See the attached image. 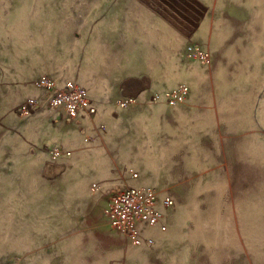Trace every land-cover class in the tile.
Wrapping results in <instances>:
<instances>
[{"label": "rangeland", "instance_id": "rangeland-1", "mask_svg": "<svg viewBox=\"0 0 264 264\" xmlns=\"http://www.w3.org/2000/svg\"><path fill=\"white\" fill-rule=\"evenodd\" d=\"M188 43L210 62L186 57ZM43 75L96 108L83 118L99 141L81 165L30 143L37 110L17 106ZM133 79L142 88L123 93ZM180 84L182 101H150ZM125 97L136 101L118 108ZM256 137L264 0H0V264H264V156L244 150ZM131 185L174 201L167 230L139 246L104 214Z\"/></svg>", "mask_w": 264, "mask_h": 264}, {"label": "built area", "instance_id": "built-area-1", "mask_svg": "<svg viewBox=\"0 0 264 264\" xmlns=\"http://www.w3.org/2000/svg\"><path fill=\"white\" fill-rule=\"evenodd\" d=\"M184 52L189 59L203 63H209L211 60V54L195 43H188ZM36 86L41 90L40 97H27L17 107L22 117L35 112L42 100L49 109L61 113L68 120L96 113L86 90L74 82L59 85L53 77L43 75L38 77ZM188 91L187 85L180 84L154 94L150 101L153 103L165 101L173 105L182 101ZM135 101L136 97H125L118 101L117 107L124 109ZM61 153L60 148L54 147L50 155L54 159ZM132 177L137 178V174L132 173ZM98 189L97 185L91 187L93 192ZM173 205L172 198L159 197L155 188L150 185H131L117 188L109 194L104 214L112 228L122 231L133 246H139L147 229H156L160 232L167 230V213Z\"/></svg>", "mask_w": 264, "mask_h": 264}, {"label": "crops", "instance_id": "crops-1", "mask_svg": "<svg viewBox=\"0 0 264 264\" xmlns=\"http://www.w3.org/2000/svg\"><path fill=\"white\" fill-rule=\"evenodd\" d=\"M143 85L139 79H133L126 82L122 90L123 93L127 94L133 91H139ZM34 89L38 95H41V90L37 86ZM38 95L36 96L38 97ZM40 106L44 110L39 111L41 107L37 109L35 114L25 124L26 132L30 135V143L35 150L44 149L50 160H54L50 155L52 148H61L62 154L58 159H72L73 165H81L85 162L86 158L92 157L95 154L99 136L95 133V130H91V120L89 121L87 117L68 120L61 113L49 109L43 100ZM48 115L51 121L56 119L65 121L67 124L53 125L47 119ZM71 121L73 122L68 123Z\"/></svg>", "mask_w": 264, "mask_h": 264}, {"label": "clouds", "instance_id": "clouds-1", "mask_svg": "<svg viewBox=\"0 0 264 264\" xmlns=\"http://www.w3.org/2000/svg\"><path fill=\"white\" fill-rule=\"evenodd\" d=\"M244 150L254 155L264 156V139L259 137L251 139L245 146ZM43 264H47V262L45 261Z\"/></svg>", "mask_w": 264, "mask_h": 264}]
</instances>
